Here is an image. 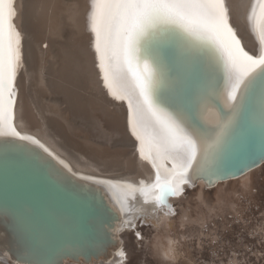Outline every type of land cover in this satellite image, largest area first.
<instances>
[{
    "label": "bare ground",
    "instance_id": "6f19581e",
    "mask_svg": "<svg viewBox=\"0 0 264 264\" xmlns=\"http://www.w3.org/2000/svg\"><path fill=\"white\" fill-rule=\"evenodd\" d=\"M227 2L233 26L246 49L259 54V42L247 19L254 0ZM14 4L17 15L13 23L23 37L22 62L16 78L19 93L15 125L22 135H35L54 155L11 136L0 137L4 138L0 141V153L18 151L21 148L15 143H27L33 148H22L23 152L36 161L40 170L44 169L61 188L90 200L91 205H101L102 213L95 220L85 221L91 234L80 228L77 213L61 208L51 210L57 221L52 227L32 207L25 204L15 208L0 198V264H124L127 258L137 256L136 248L142 243L131 229L137 218L154 223L148 229L153 233L148 247L157 264L193 262L190 251L181 252L180 233L194 237L193 255L209 260L203 264H241L239 256L225 251L226 241L235 246L243 244L233 243L230 232L233 234L237 226L229 228L228 224L239 218L247 229L264 230V216L255 217L258 221L252 225L248 222L250 215L257 213L251 209L250 215L244 214L253 205L260 207L258 201H264V160L241 177L224 180L217 186L209 187L202 177L198 178L193 191L188 189L184 196L169 198L170 203L177 205L176 210L178 206L181 209L176 218L174 211L146 201L137 192L128 195V207L133 213L121 212L118 200L125 193L120 186L149 183L154 170L139 156L127 101L113 97L104 84L91 31L92 0H14ZM148 39L167 62L168 95L177 99L173 94L178 89L191 93L192 101L199 107L219 75L210 54L180 30L156 32ZM143 51L142 47V56ZM164 106L175 110L168 104ZM210 106L218 108L224 118L231 114L222 96L215 97ZM229 214L233 215L230 219ZM185 224L193 226L187 231L177 230ZM219 236L221 244L214 247L212 242ZM220 246L228 254L225 261L220 259L222 263L211 253ZM206 248L210 254L202 253ZM183 255L188 260L181 262ZM15 257L24 263L17 262ZM141 257L138 255L136 260Z\"/></svg>",
    "mask_w": 264,
    "mask_h": 264
},
{
    "label": "snow or ice",
    "instance_id": "6c2138e0",
    "mask_svg": "<svg viewBox=\"0 0 264 264\" xmlns=\"http://www.w3.org/2000/svg\"><path fill=\"white\" fill-rule=\"evenodd\" d=\"M16 15L14 0H0V137L29 141L54 155L15 125L23 39L13 23ZM247 19L259 54L246 49L227 0H92L91 31L104 84L113 97L127 101L139 156L154 170L151 183L120 186L125 193L118 200L121 212L131 211L128 195L135 192L171 212L169 198L180 197L186 185L194 186V179L202 177L211 187L249 167L237 160V153L239 132L257 105L264 132V0H254ZM174 30L206 49L219 73L199 107L191 93L182 100L168 95L167 62L148 39ZM217 96L231 113L227 118L210 106ZM260 158L264 160V154Z\"/></svg>",
    "mask_w": 264,
    "mask_h": 264
},
{
    "label": "water",
    "instance_id": "95a60500",
    "mask_svg": "<svg viewBox=\"0 0 264 264\" xmlns=\"http://www.w3.org/2000/svg\"><path fill=\"white\" fill-rule=\"evenodd\" d=\"M254 120L257 121L255 122ZM260 120V111L256 106L249 111L247 125L239 132L240 148L237 153V160H242L249 165L244 171L263 161L260 157L264 154V132L261 131ZM28 135L37 138L33 134ZM2 140L4 138H0V141ZM15 144L21 149L15 152L6 151L0 153L4 155V157H0V198H2V201L15 208H21L25 204L32 207L34 212L52 227L56 225L57 221L51 216V210L61 208L77 213L81 219L80 228L88 231L87 233L93 234L85 221L88 218L95 220L98 214L101 215V205H91L90 200L82 199L73 191L61 188L49 177L44 169H41L42 171L39 169L40 166L36 161L31 160L23 152L22 148L30 149L33 147L25 142ZM34 149L38 150L40 155L43 156L38 148L34 147ZM12 153L18 154L19 157L9 155ZM32 156V158H37V155ZM251 160H254L255 163H251ZM31 163L39 167H33ZM100 178L108 179L105 177ZM15 260L19 263H24L18 257H15Z\"/></svg>",
    "mask_w": 264,
    "mask_h": 264
},
{
    "label": "rangeland",
    "instance_id": "374dc122",
    "mask_svg": "<svg viewBox=\"0 0 264 264\" xmlns=\"http://www.w3.org/2000/svg\"><path fill=\"white\" fill-rule=\"evenodd\" d=\"M263 180V176L261 177ZM194 190V189H193ZM193 190H189V191H193ZM253 191H257V188H253ZM189 193V192H186ZM185 193V195H186ZM191 195V194H190ZM184 196V195H183ZM195 198V197H194ZM263 199V198H262ZM195 202V201H194ZM259 206L253 205L252 207H250V209L248 211H246V213L244 214H248L250 215L251 209L254 210L257 214H252L250 215V219L248 220L249 223H252V225H254V222L258 221L257 218H261L264 216V211H262L263 207H264V201L260 200L258 201ZM261 209L258 213V210ZM181 209L178 206V210H177V214L175 215L174 218L178 217V212L180 213ZM226 213H228V211H226ZM252 216H254V219H252ZM233 215L229 214L228 215V219L232 218ZM221 219V218H220ZM222 221H224V217H222ZM264 222V220H262ZM260 222V221H259ZM236 225L237 228L233 230V234L230 232V229H225L224 231H226L227 233L230 232V239L234 238L235 240L233 241V243L236 242H243L242 245H231V243L229 241H226V250L220 246L219 250L217 252H211L212 255L215 257L216 260H219V263H222L223 261H225V259L228 257L229 255H237L239 256V261L241 264H264V230L263 229H258V230H252V229H247L244 226V223L241 219L236 218L235 221L230 222L229 228L232 227V225ZM193 225L190 224H185V225H180L178 226L177 230H185L187 231V229L189 227H191ZM248 227H250V225H248ZM153 228V227H152ZM151 228V229H152ZM148 227H143V235L144 238L141 239L140 241L142 243L138 244V247L136 248L135 254L137 255L136 257H138V255H142L141 259L138 258L136 260V257H130L127 258L128 260H125L126 262L124 264H157V261H154V256L152 254H150V248L148 247V242H149V238L152 237L151 235H153V233L151 234L148 231ZM149 234V237H146V235ZM151 234V235H150ZM187 234V233H186ZM179 238L181 239V247L182 249V253H185L187 250L191 252L192 255V259L193 262H189V264H203L206 263L207 259L205 258H199V255L195 256L194 254V247L192 246V243L194 240L193 236L190 235H182V233H180ZM220 236L218 237L217 240H214L212 243H214V247L216 246V243H219L220 240ZM211 243V244H212ZM197 247H200V245H195ZM230 247H232V249H230ZM238 248L237 251H235L234 249ZM228 251V254L224 252ZM203 254H210V251H208V248H206V251H202ZM132 259V260H131ZM181 260V262L183 261H187L188 260V256L187 255H183L181 256V258H179ZM220 259H222L223 261H221ZM218 263V262H217Z\"/></svg>",
    "mask_w": 264,
    "mask_h": 264
}]
</instances>
